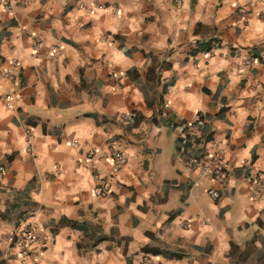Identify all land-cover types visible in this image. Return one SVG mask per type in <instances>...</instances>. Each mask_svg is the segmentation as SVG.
I'll return each mask as SVG.
<instances>
[{"label": "clouds", "instance_id": "9594fccd", "mask_svg": "<svg viewBox=\"0 0 264 264\" xmlns=\"http://www.w3.org/2000/svg\"><path fill=\"white\" fill-rule=\"evenodd\" d=\"M0 264H264V0H0Z\"/></svg>", "mask_w": 264, "mask_h": 264}]
</instances>
